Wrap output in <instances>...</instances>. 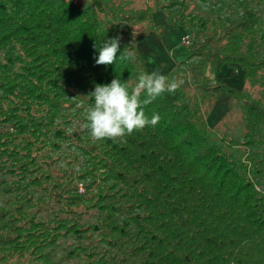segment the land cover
<instances>
[{
  "label": "trees",
  "instance_id": "trees-1",
  "mask_svg": "<svg viewBox=\"0 0 264 264\" xmlns=\"http://www.w3.org/2000/svg\"><path fill=\"white\" fill-rule=\"evenodd\" d=\"M169 1L139 9L125 0H0V195L11 196L0 207L1 264H56L65 238L76 241L64 252L76 264H264V0H233L212 31L191 19L207 29L193 56L205 54L214 70L239 67V86L205 83L200 96L184 82L144 108L161 117L154 128L115 141H93L82 127L95 85L119 78L132 87L159 67L156 50L142 54L150 46L138 29L166 40L177 29L164 18L178 4ZM117 36L116 62L96 65ZM161 61L160 73L174 78L177 65ZM232 102L241 129H221ZM60 143L84 158L71 174L39 161Z\"/></svg>",
  "mask_w": 264,
  "mask_h": 264
},
{
  "label": "rangeland",
  "instance_id": "rangeland-1",
  "mask_svg": "<svg viewBox=\"0 0 264 264\" xmlns=\"http://www.w3.org/2000/svg\"><path fill=\"white\" fill-rule=\"evenodd\" d=\"M80 1V0H78ZM127 1L129 7L134 8H143L146 5H155V3H164L169 4V0H125ZM178 4L172 7L171 9L166 10L163 12L164 18L168 16L171 21L172 25L177 28L173 30H167L166 36V46L170 49V53L172 55L178 56L179 51H174L171 49V46L178 45L181 47L182 43H180V39L183 35H190L192 44L189 46L188 52L191 56H188L187 60L177 64L176 68L174 69L175 72L173 73V77L177 80L182 81L183 83L186 82L188 85L186 87L187 91L192 93H199L202 96L200 91L201 85L209 82L215 81H223L225 83L235 82L233 85L239 86L241 84V70L239 67H219L217 70L212 67L210 59L206 58V55L203 56H193V53L198 49V46L204 40V36L207 35V29L204 31L201 28V25L198 23V20L192 21L191 19L195 16L199 18H203L207 22V27L209 31H212L216 26L220 25L221 21L224 20V17L227 16L230 10L233 7V0H177ZM166 15V16H165ZM159 17V16H158ZM195 17V18H196ZM167 21V20H166ZM169 27V26H168ZM264 30V24L262 25ZM139 37H143L146 32L144 27L138 29ZM173 45V46H174ZM173 51V52H172ZM181 52V51H180ZM182 83V84H183ZM227 95H221L220 100ZM208 97V96H206ZM211 101L206 100L204 103V110L207 112L211 109ZM228 104V103H227ZM231 105H234L231 112L225 118V120L221 123L220 128L224 129L226 126L232 129L237 127L241 129V121H242V114L240 110V104H235L232 102ZM228 108V105H227ZM210 112V111H209ZM212 116V115H211ZM211 118V117H210ZM215 121L213 124H215ZM210 123V122H209ZM213 124L211 126H213ZM227 128V127H226ZM61 149H56V147H52V150H48L45 148L43 151V158H39V161L43 167L55 169L61 168L66 169L68 174L71 172L77 171L84 163V158L80 155V150L71 145L69 146L66 143H60ZM76 159H75V158ZM79 187V193L85 192L84 188L81 184L74 182L72 187ZM35 191V198L38 197L40 194L37 190ZM92 194L97 193L96 186L93 187L91 192ZM11 196L10 194H1L0 195V207L6 205L5 201L9 199ZM51 215V212L47 210H42L39 213V217H47ZM85 219L91 220V216H86ZM76 241L73 238H65L63 239L62 247L58 250H55L53 259L56 264H76L78 262V258H67L65 257V250L72 248L73 244ZM1 264V263H0ZM9 264H39L38 262L33 261L30 257H26L22 260L12 261Z\"/></svg>",
  "mask_w": 264,
  "mask_h": 264
},
{
  "label": "clouds",
  "instance_id": "clouds-1",
  "mask_svg": "<svg viewBox=\"0 0 264 264\" xmlns=\"http://www.w3.org/2000/svg\"><path fill=\"white\" fill-rule=\"evenodd\" d=\"M120 40V36L108 39L100 48L95 64H114L120 51ZM119 58L128 59L130 54L122 52ZM182 83L154 70L151 73L142 72L132 87L119 78L112 79L108 84H97L88 95L94 102L84 111L85 123L82 127L88 130L93 141H115L145 127L154 128L161 117L154 113L149 118L144 108L164 93L174 94Z\"/></svg>",
  "mask_w": 264,
  "mask_h": 264
},
{
  "label": "crops",
  "instance_id": "crops-1",
  "mask_svg": "<svg viewBox=\"0 0 264 264\" xmlns=\"http://www.w3.org/2000/svg\"><path fill=\"white\" fill-rule=\"evenodd\" d=\"M140 38H142L144 41H148L149 42V46H150V48L148 47H146L145 45H142L141 46V52H142V54L144 55V56H146L147 58L149 57L148 55H146V54H149V52H151L153 49L154 50H156L157 51V55L155 56V58H154V56L152 55L150 58L151 59H155V61H157L158 63H159V67H157L156 69H155V71H158V72H160L161 71V66L164 64V63H166V62H162L161 61V59H167L168 61H171L172 63H174L175 65H177L176 63H175V58H176V56L175 55H172L171 53H170V49L169 48H167V46H166V43H164L163 41H165V39L163 40V41H161L158 37H157V35L156 34H153V33H150V32H148V33H146L145 35H143V37H140ZM174 45V44H173ZM171 46V49L172 50H174V51H178V48H179V43H178V45H174V46ZM173 52V51H172ZM183 57V56H182ZM178 63V62H177ZM167 65H169V64H167Z\"/></svg>",
  "mask_w": 264,
  "mask_h": 264
},
{
  "label": "built area",
  "instance_id": "built-area-1",
  "mask_svg": "<svg viewBox=\"0 0 264 264\" xmlns=\"http://www.w3.org/2000/svg\"><path fill=\"white\" fill-rule=\"evenodd\" d=\"M181 43H182V46H183V47H186V48L189 47V46H191V44H192V40H191L190 35H185V36L182 38Z\"/></svg>",
  "mask_w": 264,
  "mask_h": 264
}]
</instances>
